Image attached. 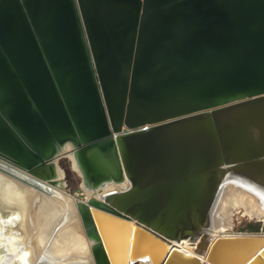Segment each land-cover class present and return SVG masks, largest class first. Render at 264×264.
Here are the masks:
<instances>
[{
    "label": "water",
    "instance_id": "obj_1",
    "mask_svg": "<svg viewBox=\"0 0 264 264\" xmlns=\"http://www.w3.org/2000/svg\"><path fill=\"white\" fill-rule=\"evenodd\" d=\"M64 146L126 185L73 201L91 264H264L263 232L209 237L224 185L264 197V0H0V174L58 194Z\"/></svg>",
    "mask_w": 264,
    "mask_h": 264
},
{
    "label": "bare ground",
    "instance_id": "obj_2",
    "mask_svg": "<svg viewBox=\"0 0 264 264\" xmlns=\"http://www.w3.org/2000/svg\"><path fill=\"white\" fill-rule=\"evenodd\" d=\"M69 153L70 148L64 146L61 154L70 161L72 170L77 173ZM62 180L63 174L58 170L57 179L51 182L52 185L47 184L58 194L46 196L31 191L13 180H6L0 175V213L2 210L7 212L11 208H14L19 215L21 213L15 222L13 220L6 222L0 217V246L7 250L5 255L0 257V264H14L19 258H24L25 264H28L26 259L28 255L29 257L33 255V260L39 259L42 264H58L67 259L71 261L70 264H87L84 262V256L87 252L86 247H89L91 243L83 241L84 236L72 208L73 201L76 200L70 195L61 193ZM125 186L108 185L96 191L82 187L85 191L83 200L91 197L99 199L102 195L122 190ZM216 204L211 217L210 238L235 235L227 231L230 230L232 217L236 213H241L249 220L264 223V197L257 196L253 190L250 193L237 182L224 185ZM9 245L14 247L12 251ZM174 246L184 253H193L194 245L187 241ZM139 262L142 261L136 263Z\"/></svg>",
    "mask_w": 264,
    "mask_h": 264
},
{
    "label": "rangeland",
    "instance_id": "obj_3",
    "mask_svg": "<svg viewBox=\"0 0 264 264\" xmlns=\"http://www.w3.org/2000/svg\"><path fill=\"white\" fill-rule=\"evenodd\" d=\"M57 160L55 161L57 163L56 165L63 174V180L60 182L63 184V188L60 189L61 192L70 195V197H72L77 201H82L84 198L83 193L85 191L81 186V179L78 173L72 170L71 163L67 158L61 156ZM50 183L51 182H47L46 184L50 185ZM259 232L264 233V223L258 222L256 220H249L247 217H243L241 213H236L232 217L230 223V230L227 231V233H231V234H256ZM84 239L83 241L85 242ZM85 243H87V241ZM87 247H86V251L88 250ZM85 254L87 255V257H89L88 251ZM86 255L84 256L85 259L84 258L83 259L84 262H87V264H89L90 260H87L88 258L86 257ZM70 262L71 261L67 259L66 261L59 262L58 264H70Z\"/></svg>",
    "mask_w": 264,
    "mask_h": 264
},
{
    "label": "flooded vegetation",
    "instance_id": "obj_4",
    "mask_svg": "<svg viewBox=\"0 0 264 264\" xmlns=\"http://www.w3.org/2000/svg\"><path fill=\"white\" fill-rule=\"evenodd\" d=\"M0 175H1V174H0ZM3 177H4V176H3ZM4 178H5L6 180H9V181L11 180V179H8V178H6V177H4ZM11 181H12V180H11ZM50 185H52V184L50 183ZM50 185H49V186H50ZM13 221H14V220H13Z\"/></svg>",
    "mask_w": 264,
    "mask_h": 264
}]
</instances>
